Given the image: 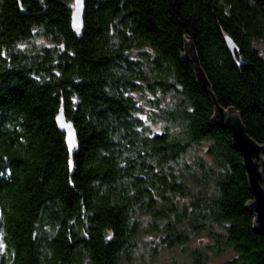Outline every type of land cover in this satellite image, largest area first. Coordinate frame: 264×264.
Listing matches in <instances>:
<instances>
[{"label": "trees", "instance_id": "trees-1", "mask_svg": "<svg viewBox=\"0 0 264 264\" xmlns=\"http://www.w3.org/2000/svg\"><path fill=\"white\" fill-rule=\"evenodd\" d=\"M83 1L0 0V264H264V0Z\"/></svg>", "mask_w": 264, "mask_h": 264}, {"label": "water", "instance_id": "water-1", "mask_svg": "<svg viewBox=\"0 0 264 264\" xmlns=\"http://www.w3.org/2000/svg\"><path fill=\"white\" fill-rule=\"evenodd\" d=\"M84 19V1L74 0V6L71 13V29L75 35H80L83 31ZM224 41L231 54L236 52V45L229 37ZM195 64V71L199 83L209 87V83L196 64L197 61L191 60ZM219 125L227 130L231 136L235 150L241 155L243 167L246 171L249 189L253 200L247 208L255 216V230L264 235V145H260L252 140L246 133L240 115L229 110L219 114ZM58 128L65 133V142L71 155L77 147L76 132L71 122L65 118L63 110H60L56 117Z\"/></svg>", "mask_w": 264, "mask_h": 264}]
</instances>
